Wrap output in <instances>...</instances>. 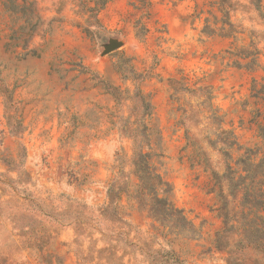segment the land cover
Masks as SVG:
<instances>
[{"label":"rangeland","instance_id":"374dc122","mask_svg":"<svg viewBox=\"0 0 264 264\" xmlns=\"http://www.w3.org/2000/svg\"><path fill=\"white\" fill-rule=\"evenodd\" d=\"M228 1L226 17L219 0H0V264H108L103 247L112 264H264L237 234L215 244L222 203L258 207L264 233V0ZM139 148L189 224L139 205Z\"/></svg>","mask_w":264,"mask_h":264},{"label":"trees","instance_id":"16d2710c","mask_svg":"<svg viewBox=\"0 0 264 264\" xmlns=\"http://www.w3.org/2000/svg\"><path fill=\"white\" fill-rule=\"evenodd\" d=\"M253 2H255L257 8L260 7L261 0H253ZM219 5L221 11L227 17L229 10L232 7V3L228 0H219ZM224 23L228 24L229 27L226 30L221 29V34L223 36H229L233 32V27L228 18H226ZM142 104L144 106L143 114H147L149 104L143 98ZM6 118L9 122V131L11 133L16 134L22 131L23 125L19 119H15V116L9 114ZM149 159V154L143 153L141 148H139L135 151L131 160L133 171L140 181L139 196L137 197L142 203H139V205L145 208L149 215L155 220L171 222V226L177 227H183L185 224H189L186 217L183 215L182 210L174 208L167 200L166 195L169 192V185L150 164ZM161 193L164 194V196H159ZM113 194L114 185L111 184L107 193L110 202L112 201ZM146 195H149L150 199H148ZM147 199L148 202L145 201ZM258 210V207L246 206L245 203H240L239 209H236V207L235 209H231L228 207L227 203H222V205L217 208L218 215L222 218L223 227L216 233V247L219 249L227 248L229 242L233 240L231 235L237 234L239 236V238L236 239L237 244L241 245V243H245L248 246L261 247L262 252H264V233L261 237L262 239L259 240L256 237L255 217L263 219V217L257 215ZM99 214L102 219H107L112 222H121L118 215L119 213H117L116 203H106L105 206L100 208ZM98 251L105 254L104 258L107 260L108 264H112L111 260L113 255L110 247H103ZM166 255H168V258L164 260V264H185L173 252L166 253ZM89 256L92 257V250L90 251ZM80 258V261H84L86 260L87 255H81ZM229 258L231 259V262H234L230 255ZM159 263H162V261L159 260Z\"/></svg>","mask_w":264,"mask_h":264},{"label":"water","instance_id":"95a60500","mask_svg":"<svg viewBox=\"0 0 264 264\" xmlns=\"http://www.w3.org/2000/svg\"><path fill=\"white\" fill-rule=\"evenodd\" d=\"M119 45H120L119 42H115V41H113V42H111L108 46L105 47V49H104L103 52H104V53L110 52L111 50L117 48Z\"/></svg>","mask_w":264,"mask_h":264}]
</instances>
